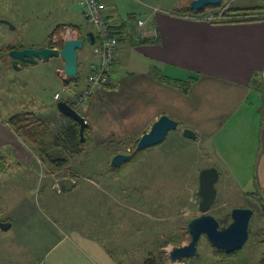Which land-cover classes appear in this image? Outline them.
Masks as SVG:
<instances>
[{"label":"rangeland","instance_id":"1","mask_svg":"<svg viewBox=\"0 0 264 264\" xmlns=\"http://www.w3.org/2000/svg\"><path fill=\"white\" fill-rule=\"evenodd\" d=\"M123 1L129 5L132 2ZM190 1H134L136 17L128 23L144 20L147 13L186 12L181 6L190 5ZM224 2L233 8L259 3ZM216 9L218 6L209 5L200 11ZM83 11L80 0H0V20L9 21L0 22V48H38L49 42V33L57 25L75 23L90 62L98 43L91 44L89 40L94 27ZM82 53L77 51L78 60ZM6 55L7 52L0 54V122L8 123L14 114L30 111L58 132L65 120L57 109L55 94L66 101L74 98L86 86L89 68H83L78 61V80L66 84L61 58L52 57L47 62L16 69ZM121 74L118 65L112 79H120ZM250 101L263 105L258 92L252 93ZM89 103L75 108L83 114V107ZM242 121L241 127L235 123L237 127H226L212 138L205 136L200 140L184 137L181 128L171 130L163 142L140 150L119 167L111 165L112 158L117 153H133L142 135L115 137L98 145L89 138L83 154L71 156L64 167L58 168L43 156L40 148L20 137L19 150L11 146L0 149V221L13 222L9 230L0 228V263L39 264L57 242L64 219L65 230L79 228L98 238L122 264H142L150 257L157 264H264V191L258 186L254 170L255 129L261 128L262 114H250ZM17 151H30L41 157L40 161L32 156L23 162L17 158ZM208 167H216L220 174L210 213L225 217L235 207L252 208L249 238L241 249L217 254L207 237H202L198 256L171 262L169 251L190 241L188 223L202 214L197 194L199 174ZM32 210L37 213L33 230L23 233L18 222Z\"/></svg>","mask_w":264,"mask_h":264},{"label":"crops","instance_id":"2","mask_svg":"<svg viewBox=\"0 0 264 264\" xmlns=\"http://www.w3.org/2000/svg\"><path fill=\"white\" fill-rule=\"evenodd\" d=\"M102 1L107 6L112 30L120 38L113 72L119 65L122 74L106 87L95 89L87 101L90 103L83 107L82 115L90 125L89 137L94 144H104L115 137L140 136L149 131L162 114L176 119L181 132L184 128L194 130V139L200 140L205 136L212 138L226 127L240 126L250 114L260 112V106L250 101L252 93L256 92L250 81L257 74L264 83V19L211 23L190 18L182 12L164 11L147 13L144 23L138 25L128 20L132 19L130 14L136 17L134 1L139 0H132L130 5L123 0ZM258 1L239 4V7L264 5V0ZM80 3L83 5L82 0ZM66 25L77 26V32L80 29L75 23ZM79 37L82 38L80 34ZM81 51V66L90 71L97 57L88 62L84 47ZM192 75L197 80L188 94L157 77L186 79ZM255 130V177L264 191V123ZM20 140L7 122H0V149L11 146L19 150ZM30 153L15 152L23 162L31 160L32 156L40 161L41 157ZM63 187L69 189L66 184ZM36 216L32 210L18 222L21 232L33 230L31 226ZM66 223L63 219L57 242L39 264H122L98 238L79 228L65 230ZM12 227L13 222L10 229Z\"/></svg>","mask_w":264,"mask_h":264},{"label":"water","instance_id":"3","mask_svg":"<svg viewBox=\"0 0 264 264\" xmlns=\"http://www.w3.org/2000/svg\"><path fill=\"white\" fill-rule=\"evenodd\" d=\"M223 0H192L190 7L193 11L203 10L206 6H217ZM0 22L9 24L7 20ZM13 28V26H12ZM91 44L96 43V35L89 33ZM84 39L69 38L63 42L62 47L56 48L44 46L40 48L24 47L13 48L8 52V57L12 60V66L21 69L26 64H38L47 62L52 57L61 58L64 65L63 81L68 84L78 77V54L77 51L83 49ZM60 75V71H58ZM59 112L72 118L79 124V133L81 141L86 140L85 131L88 127V121L80 114L77 109L64 99L57 102ZM178 121L167 114H162L152 125L149 131L142 134L137 142L136 149L131 154L117 153L111 161L112 166L119 167L122 163L131 160L136 152L163 142L171 130L178 128ZM183 135L187 138H196V132L191 128H184ZM220 174L216 167H208L201 170L199 174V208L201 215L193 218L187 226L190 234V241L180 246H174L168 254L171 262L182 261L189 257L199 255L198 246L202 237H207L210 243L217 249L226 253H232L241 249L249 238L250 222L254 215V210L249 207H235L225 217H216L210 213L216 198L217 187ZM12 226L10 221H0L2 230H9Z\"/></svg>","mask_w":264,"mask_h":264},{"label":"trees","instance_id":"4","mask_svg":"<svg viewBox=\"0 0 264 264\" xmlns=\"http://www.w3.org/2000/svg\"><path fill=\"white\" fill-rule=\"evenodd\" d=\"M224 1L225 0H223L220 5H217L218 9L212 10L210 12H206L207 10L203 12L193 11L190 5L187 4L184 6L182 4L181 9H184V11L186 12L182 13L187 14V16H189L190 18L196 20H204L211 23H232L264 19V5L233 8L231 3L227 4ZM133 16L134 15L132 14L129 15L130 18H133ZM64 26H69L72 29L77 30V26L75 25H57L48 36L49 42L47 46L56 45L53 42V38L56 35H60V32L64 28ZM62 45L63 41H60L58 43V46L62 47ZM13 48H24V46L8 45L6 47L0 48V54L8 52ZM258 76L259 75L255 74L252 80L250 81V84L252 86V89L258 92L259 95H261L263 98V105L260 107V114H262L261 124L263 125L264 83L259 79ZM157 77L168 84L177 86L184 94H188L190 92L192 84L194 83V81L197 80V77L194 75L189 76L186 79H171L167 76ZM78 78L79 75L76 79H73L72 81L78 80ZM71 105L75 107V105H73L72 103ZM61 116H63L65 123L61 126V129L58 132H55L51 128L50 123L47 120L42 119L35 112L30 111H22L14 114L10 117L8 123L10 124V127L15 131V133H17L21 138L23 137L26 142H29L35 147L40 148L42 150L43 156H46V158L51 161L55 166L63 167L68 163L69 158L71 156L75 154H83L84 147L89 142L88 139L90 138L88 134L90 125H88L85 131L86 140L83 142L80 138L79 124L70 117L64 116L62 114ZM173 240L176 241L177 237H175ZM215 252L219 254L224 253L225 251L215 248ZM109 253L110 255H112V257L116 258L115 254L112 251H109ZM261 262H264V258L261 260ZM142 264L157 263L155 262V258L150 257L146 259Z\"/></svg>","mask_w":264,"mask_h":264},{"label":"built area","instance_id":"5","mask_svg":"<svg viewBox=\"0 0 264 264\" xmlns=\"http://www.w3.org/2000/svg\"><path fill=\"white\" fill-rule=\"evenodd\" d=\"M84 5V15L86 19L94 26L96 42L98 46L95 50L97 60L90 66V71L87 77V84L77 93L74 98L67 100L75 106H82L89 101L93 92L97 88H104L111 84L114 61L116 58L119 36L114 33L108 19L107 6L102 0H82ZM138 25H142L143 20H138ZM63 30V31H62ZM60 35L54 36L53 42L57 45L60 41H65L69 38H78L77 30L69 26H64ZM58 48V46H55ZM55 99L60 100L61 95L55 94ZM57 186L59 184H56ZM59 191H61L59 186Z\"/></svg>","mask_w":264,"mask_h":264},{"label":"flooded vegetation","instance_id":"6","mask_svg":"<svg viewBox=\"0 0 264 264\" xmlns=\"http://www.w3.org/2000/svg\"><path fill=\"white\" fill-rule=\"evenodd\" d=\"M55 46H58V44L57 45H55ZM55 46H51V47H55ZM58 48H60V46H58ZM10 51V50H9ZM8 51V52H9ZM8 52H7V55H6V59L8 60H10V63H11V65H12V60H11V58H9L8 57ZM5 58V56L3 57V59ZM261 207H262V209H263V212H264V202H261Z\"/></svg>","mask_w":264,"mask_h":264}]
</instances>
